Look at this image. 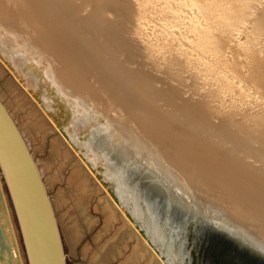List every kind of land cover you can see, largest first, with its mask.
<instances>
[{"label": "bare ground", "instance_id": "1", "mask_svg": "<svg viewBox=\"0 0 264 264\" xmlns=\"http://www.w3.org/2000/svg\"><path fill=\"white\" fill-rule=\"evenodd\" d=\"M257 1L262 3L259 7H263L262 0H0V61L4 65L3 68L0 65V73L7 69L20 84L12 90L13 102L5 104L1 97L0 101L21 134L45 189L47 185L43 181V175L50 166L45 163L39 166V162L35 161L29 148L31 140L28 139L25 122L32 125L37 134L42 132L43 135L46 134V125H51L50 128L57 133L51 142V150L58 155L63 153L66 159L69 150L63 152V147L60 149V145L66 143L94 177L98 186L94 188L98 191L105 190L107 195L104 197L103 211L106 225L117 217L120 210L123 225L131 227L137 236L143 238L153 255L160 257L165 264L186 262L149 206L156 194L174 201L187 212L202 215L216 225H221L240 244L264 258V153L261 157L254 154L260 158L251 160L252 162L246 161L247 158L237 156L230 149L217 147V143L209 139L213 135L209 131L211 129L206 130L209 123H215V127L217 123L227 122L229 128H226V123L223 126L226 131L222 126H217L223 130L221 134L224 131L226 134L229 130L231 133V129L237 130L239 140L236 145H252L253 150L257 145L254 152L264 149V103H259L263 108L260 107L257 111L255 106H250L253 101L249 104L258 91L264 94L260 92L264 91V84L257 92L255 89L254 97L253 90L251 95L249 91L246 92L252 96L249 97L250 100L248 95L245 96L248 98L245 101L249 107L248 104L247 107L241 105V97L246 93L242 92L244 94L241 96L240 92L241 87H248L256 80V76L263 81V74L260 77L257 75L260 72L257 71L264 69V60L261 56L263 62L259 61L257 64L254 60L256 65L254 63L248 68H245L248 64L245 65L244 68L248 69H244L246 73L236 76L234 67L240 61L236 62L238 64L233 63L236 50L239 57L241 54L247 56L253 53L250 55L252 57L256 53H264V41L261 39L264 37V28L260 29L264 24V8L260 13L257 7L260 3L255 5ZM185 3L194 5L196 12L189 9L190 5H187L188 9L184 7ZM183 7L192 12V20L199 21L200 30L198 29L195 38L190 36L192 41L194 39L192 44L196 45L185 46L183 48L186 50L181 48L184 52L179 50L180 53L175 50L182 45L173 50L177 45L174 41L173 46L170 41L174 37L179 39L189 32L194 33L193 24L196 23L189 19V15L185 17L192 22L185 23L186 18L182 14L183 22L178 24L182 22L189 28L187 26L186 32H180V28L185 27L181 24L182 27L178 28L180 33L176 32L179 37L169 35L172 30L169 26L173 22L175 24L174 19H178L180 13L184 12ZM172 8L176 11L174 19L171 16L174 15L173 12L170 13ZM152 10H155L157 19L165 22L164 25L170 23L169 26L165 25L170 29L166 27L164 33L168 32V36L172 38H166L172 44V49L162 39L167 34H162L160 29L155 28L153 30L159 31L162 36L152 32V22L156 18L151 15H154ZM155 22L157 25L159 21ZM241 27L247 29L242 35L239 33L241 41L237 40L236 43L240 42L236 45L232 42L235 38L232 41L230 39L239 35L237 32H241ZM190 33L188 37L192 34ZM188 37L187 40L184 37L183 41H188ZM208 37L217 45L230 46V41L231 44L235 43L236 53L229 54L232 48H227L229 53H225L234 59L229 56L232 61H220L218 58L222 56H216L217 49L212 50L213 53L210 51L215 45H207L209 40L212 43L210 38L206 41ZM202 38L205 41L200 42ZM190 42L187 44L191 46ZM199 42H205L206 45L204 43V46H200ZM197 45L199 49L210 46V52L207 49V52L201 50L208 53L210 58L214 57V53L218 57L217 60L212 58V61L207 56L200 59V54H204L200 53L201 50H197V57L201 56L199 59L191 54L196 61L207 59L203 62H212L213 73L205 67L206 72L209 70L207 73H211L207 74L208 77L211 76L209 80L205 79L207 75L202 74L205 71L199 66L203 62L200 61L198 65L195 59L186 56L185 51L192 48L196 53ZM235 45L232 46L234 49ZM244 56H241L244 60L240 57L241 63L243 61L246 64L248 56L246 59ZM186 57L189 58L188 63L185 61ZM250 60L252 61L251 58L246 61ZM217 68L221 74L224 69L226 75L229 72L228 77L240 79L236 83L234 78H231L232 81L229 79L235 83L231 84L232 87L239 82L243 85L235 87L240 88L236 93L233 92L236 90L234 87L233 91H229L235 95L228 97L231 101L232 98L235 99L230 104L224 98V94L229 92L225 91L228 92L226 94L223 88L224 83L231 82H224L225 76H219V71L217 75L214 74ZM239 68L236 73L242 71ZM251 73L256 76L251 77ZM261 82H254L253 87L255 83ZM217 88L220 90L218 95L215 91ZM179 98L184 102L188 100L189 104L181 106L178 112L174 101H180ZM261 98L264 99L263 96ZM256 99L257 101L252 100L259 102V98ZM238 101H241L240 104ZM259 104L258 107L261 106ZM8 106L12 107L13 112ZM173 108L177 115L173 114ZM206 110L210 114L207 116L211 117L209 123L206 121L207 117L206 122L203 119L199 121ZM20 111L25 114L24 119L21 118L22 127L15 120ZM191 117L197 118L193 121L195 124L197 122L199 129L201 125L202 130H197L196 125H192L194 122L190 121ZM221 134L217 135V141H221ZM225 134V138L229 136ZM236 137L234 136L235 140ZM225 138L223 137L224 141ZM232 140L223 143H231ZM168 164L176 171L170 169ZM56 177L57 175L52 178ZM50 178L47 177V181ZM89 180L87 172L80 165L67 178V184L76 193L79 204L88 190H91ZM219 187L223 190V195L216 197L214 188ZM218 199L224 205H220ZM50 203L54 213L51 200ZM207 213H212L213 218L207 217ZM217 217L225 223L214 219ZM19 235L15 214L0 171V264L25 263L22 260L23 248L21 256L17 245Z\"/></svg>", "mask_w": 264, "mask_h": 264}, {"label": "rangeland", "instance_id": "2", "mask_svg": "<svg viewBox=\"0 0 264 264\" xmlns=\"http://www.w3.org/2000/svg\"><path fill=\"white\" fill-rule=\"evenodd\" d=\"M187 1V0H186ZM191 1V0H190ZM193 1V0H192ZM195 1V0H194ZM262 1H264V0H262ZM258 3H260V5H257ZM186 4V6H184V7H187V5H190V4H187V3H185ZM184 4V5H185ZM255 5H257V7H259V6H262V3L259 1H257L256 2V4ZM183 7V8H184ZM192 7V8H191ZM182 8V9H183ZM260 8V9H259ZM258 8V10L260 11V13L262 12V8H264V2H263V7H259ZM174 8H172L170 11V13L172 14V12H173V14L174 13H176V11H175V9H174V11H172ZM185 9V10H184ZM183 9V11L184 12H181L180 14H181V16L178 18V19H174L175 18V14L174 15H171L172 17H173V19H174V21L176 20L177 21V23H176V21H175V24H174V22H173V25H172V23H171V25L173 26V27H175V26H177V27H175V28H173L171 25L169 26V24H165V25H168L172 30H171V32H169V33H171V34H169L168 32V34L170 35V36H172V37H174V36H178L179 37V34L178 33H180V32H186V30H187V28H189V26L187 25V24H189V22L192 20L191 19V17L190 16H192L193 14H192V12H196V8H194V5L192 6V5H190V7H189V9L192 11H187L186 10V8H184ZM187 9H188V7H187ZM158 12H159V9H156ZM193 10H195V11H193ZM264 10V9H263ZM156 11V12H157ZM189 12V13H187V12ZM152 12L154 13L155 12V10L153 11L152 10ZM40 13V12H39ZM186 13H187V15H186ZM182 14H184L183 16H184V18H186V20L184 21L185 23L187 22V24L185 25L184 23L182 24V22H183V16H182ZM192 14V15H191ZM263 14V16L262 17H264V12L262 13ZM261 14V15H262ZM151 15L152 16H155L156 18H155V21L157 20V21H159V22H157L158 24L157 25H155L156 24V22L154 21V23L152 22V24H153V27L151 26V29L153 30V28H155L156 30L157 29H160V32L163 34L164 33V30L166 29V27H165V25L163 24V23H165V22H162L161 20H159V19H157V17L158 16H156V14L154 13V15L151 13ZM157 15H158V13H157ZM189 15V16H188ZM170 16V17H171ZM185 16H188L189 17V19H191V20H187V18L188 17H185ZM181 19V20H180ZM259 19H262L263 20V18H259ZM179 20V21H178ZM261 20V23L264 21H262ZM180 21H182L180 24H178ZM193 21V23H194V21L196 22V23H194L193 25H195V28H196V26H198L197 27V29L195 30V28H193L194 29V33H190L191 35H189V37L187 36L189 33H188V31H187V35L186 36H184V37H186V38H184V37H182L181 38V36L179 37V39H176L177 37H174L173 38V40H172V38H170L169 36H168V34L167 33H164V34H167V35H165V36H163V41L164 42H166L165 44L166 45H169L168 46V48L170 47L171 49H172V47L174 46V41H175V45H177V46H175V47H173L174 49L173 50H175L176 49V47H180L181 45H182V47H180L178 50L176 49L175 51H179V50H181V52H184V51H182V49L183 50H186L185 48V46H189V47H194L195 45L194 44H192L193 43V41H194V39H193V41H192V37L193 38H195V34H198V32L197 31H199L200 29V26H199V21H196V20H192ZM191 21V22H192ZM168 23V22H167ZM264 23V22H263ZM262 23V24H263ZM163 24V26L161 27V25ZM178 24V25H177ZM181 24H182V26H185L184 27V29H182L183 27L181 26ZM192 24V23H191ZM197 24V25H196ZM202 24V23H201ZM261 24V25H262ZM156 27H155V26ZM192 25V26H193ZM158 26H160V28L158 27ZM179 26V27H178ZM188 26V27H187ZM264 24L262 25V28L260 27V29H263L264 27ZM163 27H165L164 29H163ZM169 27H167L168 29H170ZM180 27H182V28H180ZM187 27V28H186ZM194 27V26H193ZM161 28L163 29V31H161ZM178 28H180L181 29V31H180V29H178ZM243 28V29H242ZM153 30L152 32H154V33H156L157 35L160 33L159 31H156V30ZM167 29V30H168ZM173 29H175V30H173ZM199 29V30H198ZM241 32H237L238 34L239 33H241V35L246 31L245 29H247V28H245V27H241ZM166 30V31H167ZM178 30L180 31V32H178ZM184 30V31H183ZM245 30V31H244ZM170 31V30H169ZM158 32V33H157ZM176 32H178V33H176ZM197 32V33H196ZM160 33V34H161ZM175 33V34H174ZM236 33V35H238ZM155 34V35H156ZM159 34V35H160ZM162 34H161V36H162ZM174 34V35H173ZM177 34V35H176ZM156 35V36H157ZM233 35H235V34H233ZM241 35L239 34L238 36H240V38H238V36H232L233 38H231L230 40L232 41V39H234L235 38V40H233L232 42H235L236 43V41L237 40H240L241 41ZM167 36V37H166ZM190 36H192V37H190ZM165 37V38H164ZM187 37H188V41H183V38L184 39H186L187 40ZM211 37V36H210ZM210 37H208V38H206V41L208 42V40H209V38ZM263 37V36H262ZM166 38H170L169 40H172V41H170L172 44H173V46H171L172 44L171 43H169L168 41H167V39ZM182 40H181V39ZM238 38V39H237ZM166 39V40H165ZM211 39V44H210V40H209V43L207 44V45H210L211 47H212V44H213V42L214 41H212L213 39L212 38H210ZM261 39H263V41H264V37L263 38H261ZM179 41V42H177V41ZM180 40H181V42L183 43H181L180 42ZM203 40L205 41V38H202V40H200V42H203ZM190 41H192V42H190ZM231 41H230V46H224V44H222V45H217V43L215 42L213 45H215V46H213L212 48H211V50H210V46H205V48L203 47L204 46V43H201L200 44V42L198 43V45H203L202 47L203 48H200L199 49V46L197 47H195L196 48V53L194 52V50L195 49H193L192 48V50L191 49H189L188 50V48L189 47H187V52L185 51V53H187L186 54V56L188 55L189 57L191 56L193 59H195V62L199 65L200 63H202L203 61H205V60H207V59H204L203 61H199V60H197L196 61V58L195 57H197L198 56V52H197V50H201V49H203V51H205V52H207V50H208V52H212L213 53V51L212 50H216L217 49V53H216V56L217 55H220V57L221 58H218V57H216L215 56V53H214V57L212 56V53H209V54H211V58L209 57V55H208V53H205V52H203L202 50L200 51V53H204V54H200L201 56H199V57H201L200 59H203L204 57L205 58H209L208 60L209 61H212V58H214L213 60H217V58L218 59H220V61H221V59L223 60V59H225L226 61H229V59L231 60V56L230 55H228V56H226V54H228L229 53V51L227 50V48L229 49V48H232V50L234 49L232 46L233 45H235V43L232 45L231 44ZM239 41V42H240ZM262 41V40H261ZM262 41V42H263ZM168 42V43H167ZM177 42V43H176ZM189 42H190V44H191V46L190 45H188L189 44ZM239 42H237V43H239ZM188 43V44H187ZM237 43H236V45H237ZM171 44V45H170ZM180 44V45H179ZM185 44V45H184ZM187 44V45H186ZM179 45V46H178ZM193 45V46H192ZM205 45H206V43H205ZM236 45H235V49L233 50V52L234 53H232L231 51V49H230V53L229 54H232V55H234L236 52V54H235V60L233 61V63L235 62V64H238V63H236L238 60L240 61V63L238 64V65H236L235 67H234V69H236V71H234V73H235V76H236V74H240V73H246L245 71H244V69L245 68H248L249 67V65H252V64H254L255 62L258 64V62L259 61H262V60H264V53L262 54L261 52H259V53H256V54H254V55H252V57L250 56L251 54H253V53H251L249 56H248V58H247V56H244L243 54H241V52H239L241 55H240V57L241 56H244V58L246 59V60H248V59H252V61L250 62V61H246L245 60V62H246V64L242 61V63H241V58L238 56L239 54H238V51L236 50ZM216 46H218V47H216ZM262 46H264V42H263V44H262ZM183 47H185V48H183ZM208 47V48H207ZM214 47H216V48H214ZM220 47H221V50H220ZM222 47H223V49H222ZM182 48V49H181ZM205 49H207V50H205ZM218 49H219V51H218ZM226 49V50H225ZM163 50H165L164 48H163ZM210 50V51H209ZM225 50V52H223ZM235 50H236V52H235ZM162 51V50H161ZM189 51H191V52H189ZM193 51V52H192ZM228 51V52H227ZM180 52V51H179ZM180 52V53H181ZM215 52V51H214ZM218 52H220V53H218ZM193 53V55H195V57L193 56V55H191ZM195 53V54H194ZM223 53H224V56H225V58H224V56H223ZM226 53V54H225ZM261 53V54H260ZM190 54V55H189ZM206 54V55H205ZM222 54V55H221ZM238 54V55H237ZM260 54V56H258ZM204 55V56H203ZM238 56V58H237V56ZM255 55H257V57L255 56ZM183 56L185 57V54H183ZM207 56V57H206ZM231 58H230V57ZM261 56H262V58H261ZM199 57H197L198 59H199ZM227 57H229V58H227ZM260 57V58H259ZM192 58H190V59H192ZM234 58H232V59H234ZM236 58H237V60H236ZM188 57H186V59H185V61H187V63H188ZM243 59V58H242ZM257 59H260V60H257ZM262 59V60H261ZM224 60V61H225ZM244 60V59H243ZM254 60H256L255 62H253ZM219 61V60H218ZM225 61V62H226ZM232 61V60H231ZM238 61V62H239ZM200 62V63H199ZM250 62V63H249ZM263 62V61H262ZM203 63H206V64H203ZM202 64H200L199 66H200V68H202L203 69V71H205V73L204 72H202V74L203 75H207L208 73V71L210 70V71H212V73H213V67H211L212 66V62L211 63H208V61L207 62H203ZM207 63H208V65H207ZM256 63H255V65H256ZM261 63V62H260ZM234 64V65H235ZM244 66H243V65ZM248 64V66H246L245 67V65H247ZM0 65H1V67L3 68L4 67V65L1 63V61H0ZM3 65V66H2ZM205 65V66H204ZM242 65V68L240 67ZM202 66V67H201ZM208 66L209 67H211V68H208ZM241 68V70H240V68ZM253 66V65H252ZM205 67L207 68V69H209V70H207V72H206V69H205ZM245 67V68H244ZM238 68H239V70L241 71V72H239V73H236V72H238ZM251 68V67H250ZM249 68V69H250ZM212 69V70H211ZM216 69V68H215ZM233 69V70H234ZM220 69H218L217 68V70L214 72V74H216L218 71H219ZM245 70H248V69H245ZM263 70V71H262ZM221 71H223V73L221 74L220 73V71H219V73L220 74H218L219 76H221L222 77V75H224L225 76V78H223V80H224V82L226 81H228L229 79L232 81V79L234 78L235 80H233L234 82L236 81V82H238V81H240V79H238V80H236L237 78H235L234 76H230V77H228L229 75H228V73H227V75L225 74L226 72H224V69L223 70H221ZM257 71V70H256ZM256 71H255V73H256ZM260 72V73H259ZM263 72V73H262ZM248 73H249V71H248ZM257 73H259V74H257L258 76L260 75V77L262 76V74H263V77H261V78H263V81L261 82V80L262 79H259L257 76H256V74L254 75V73L252 74L251 73V77H255L256 76V80H254V78H253V80H254V82H256V81H258L259 83L261 82V84H259V83H255L256 85L254 86V87H256V88H254L253 87V85H254V82L252 81V78H251V81H252V83H250V85L248 86V87H250L249 89H248V87H246V88H244V87H241V90H240V88H235V87H237V85H239L240 84V82L239 83H237L236 84V86L234 87L236 90L235 91H233L234 89H233V87H232V85L231 84H233V82H231L230 80V84H228L229 82H227V84L226 83H224L225 85V87L224 86H221V87H224L223 89H224V91L223 92H225V91H230L231 89V91H233V92H235L236 93V91L238 90H240V92L242 93V92H244V93H246L247 91H249V93H250V95H251V93H252V90H253V93H252V96L254 97V95L253 94H255V92H257V90L259 89H261V87L263 86L262 84H264V69H261V71H257ZM216 74V75H217ZM208 75H211V73L209 72V74ZM208 75L206 76V77H208ZM231 75V74H230ZM228 78H227V77ZM204 77V76H203ZM205 77V79H207V80H209L210 79V77L211 76H209L208 78H206ZM237 77H238V75H237ZM232 78V79H231ZM11 79L13 80L12 82L14 83L15 82V84L13 85L12 84V82H11ZM226 79V80H225ZM260 81H259V80ZM207 82L208 81H206V84H207ZM235 82V83H236ZM234 83V84H235ZM233 84V85H234ZM20 86V84H19V82H17L16 81V79L15 78H13V76L10 74V72L9 71H7V69H3V73L1 74L0 73V97L2 98V100H3V102L5 103V104H7L8 102H13L14 101V95L12 94L13 92H12V90L14 89V86ZM156 85H158V84H156ZM155 85V87H159L160 86V84H159V86H156ZM228 85V86H227ZM257 85H258V88H257ZM259 85H260V87H259ZM11 86V87H10ZM231 87V88H228V87ZM240 86H243L242 84H240L238 87H240ZM245 86V85H244ZM227 87V89L225 90V88ZM264 87V86H263ZM262 87V88H263ZM216 88V87H215ZM244 90H246V91H244ZM252 88V89H251ZM218 89V88H217ZM217 89L215 90L216 91V93L217 92H219L220 90L218 89V91H217ZM223 89H221V90H223ZM255 89H256V91H255ZM237 91V92H238ZM255 91V92H254ZM11 92V93H10ZM227 92V93H228ZM233 92L231 93V92H229L227 95H225L224 94V98H225V100L227 101L228 100V102H229V104H230V102H233L235 99L234 98H232V100L233 101H231V99H229V98H231V97H234L235 95L233 94ZM260 92H263L264 93V91H260ZM244 93H242V95L241 96H243V94ZM232 94V95H231ZM259 94H261V95H259ZM217 95H218V93H217ZM246 95H248V98L249 97H252V96H249V94L248 93H246V94H244V96H243V98L241 97V96H239V99H240V97H241V99H242V101L244 102H241V101H238L239 102V104H240V102H241V105H243L244 107L248 104V103H246V101L245 100H247L248 98H245V96ZM257 95H259V96H257ZM256 97L255 98H252V99H254L255 101H257V97L260 99V97L261 96H263L264 97V94L262 95V93H259V91H258V94H256L255 95ZM229 97V98H228ZM226 98H228V99H226ZM245 98V99H244ZM180 99V98H179ZM251 98H249V100H250ZM250 100L249 101V104H250V102H252L253 101V104H255V105H253L252 103V105H250V106H252L251 108H253L254 106V109L257 111V109L259 110V108L260 107H262L263 108V103H264V99H260L261 100V102H260V100L258 99V101L259 102H255L254 100ZM236 100H238V99H236ZM180 102V103H179ZM186 102V103H185ZM183 101V100H181L180 99V101L177 99L176 101H174V103H175V108H176V110L178 111V109H181L183 106H186V105H188L189 104V101L187 100V101ZM248 102V101H247ZM255 102V103H254ZM171 103V102H170ZM182 103V104H181ZM246 103V104H245ZM259 103H262V105L261 104H259ZM249 104L247 105L248 107H249ZM257 104H259V105H261V106H259L258 107V105ZM241 105H240V108L241 109H243L242 107H241ZM182 106V107H181ZM246 106V107H247ZM257 106V107H256ZM9 107V106H8ZM174 107V106H173ZM10 108V111H12L13 112V110L11 109L12 107L10 106L9 107ZM225 108V107H224ZM226 108H227V106H226ZM225 108V109H226ZM174 109V108H173ZM254 109H253V111H254ZM261 109V108H260ZM176 110L174 109V113H173V111H172V113L174 114V115H177L178 113L176 112ZM171 111V110H170ZM261 111V110H260ZM179 112V111H178ZM204 112H206V113H204ZM203 112V114L201 115V118L199 119V121L200 120H202L203 119V121H205L207 118V120L206 121H208V120H210L211 119V117L210 116H207V114H209V113H207L208 112V110H206V111H204ZM224 112V111H223ZM255 112V111H254ZM123 114V113H122ZM124 115H125V113H124ZM203 115H206L205 117L203 116ZM210 115V114H209ZM17 116V117H16ZM15 116V120H16V122L19 124V126H21L22 127V125H20V123L22 122L21 121V118L22 119H24V117H25V114L22 112V111H20L19 113H18V115H16ZM207 117V118H206ZM210 118V119H209ZM197 118H190V121L193 123L194 122V124H192V125H196L195 126V128H197V130H202V127H201V125H200V129H199V125L197 126V122H196V124H195V121H193V120H196ZM213 120V119H212ZM211 120V121H212ZM198 121V124L200 123ZM205 121V122H206ZM210 121V122H211ZM202 122V121H201ZM212 122H214V121H212ZM215 122H218L217 120L215 121ZM225 122V121H224ZM207 123H209V121L207 122ZM223 122H221V124H222ZM226 124H227V122H225ZM225 123H223L222 125L221 124H218L220 127L222 126H226L225 125ZM22 124V123H21ZM25 124V127H26V129H27V132H28V136H29V138L28 139H30L31 141H30V143H29V145H30V149H31V152L33 153V157H34V159H35V161L36 162H39V166H40V164L41 163H45V164H47L48 166H50V169L47 171V172H44V175H43V181L46 183V185H47V187H46V189H47V194H48V196H49V198H50V200L52 201V204H53V208H54V214H55V218H56V221H57V225H58V228H59V232H60V236H61V240H62V245H63V250H64V254H65V257H66V264H165L162 260H161V258L160 257H158L157 255H153V252H152V250H150V248L149 247H147L146 246V244H145V241L143 240V238H141L140 236H137V233L135 232H133V230L131 229V227H127V226H124L123 225V222H122V212L120 211V210H118V212H117V217L116 218H114V220H112V221H110L107 225H106V223H105V211H103V206H104V204H105V199H104V197L107 195L106 194V192H105V190L103 189H101V191H98L97 190V188H94V187H98L97 186V184L95 183V181H94V177L92 176V174L85 168V166H84V164L81 162V160L79 159V157L77 156V154L73 151V150H71V148L66 144V143H63V145L61 144L60 145V149L62 148V151L64 152L66 149H68L69 150V156H68V158H64V156H63V153H61V155H58L56 152H54V151H52L51 150V142L53 141V139L54 138H56L55 137V135L57 136V133L55 134V130L53 131L50 127H51V125L50 124H47L46 125V127H47V130H46V134L45 135H43V133L41 132V133H39V134H37L35 131H34V128L32 127V125H30L29 123H27V122H25L24 123ZM210 124V123H209ZM208 124V127H206V130L208 129L209 130V128L211 129V130H209V131H211V134H213V135H211V136H209V139L212 141V142H216L217 144V147H220V148H226V149H230V152H232V153H235L237 156H239V157H242L243 159H245V158H247V159H245L246 161H250V162H252L251 160H255L256 158L258 159V158H260L261 157V155L264 153L263 152V148L262 149H260L261 151H256V152H254L255 151V149L258 147L257 145H255V148H254V150H253V147L254 146H252V145H248V147H245V146H241L240 145V147H239V145H236V143L238 142V140H239V135H237L238 134V131L237 130H234V129H231V133H230V130L229 131H227L226 132V134H225V131H226V129H225V127H223V129H225V131H224V134L226 135V136H228L227 134H229V136L228 137H230V135H231V137L230 138H228V137H226L225 138V136H223L224 134H221L220 132L221 131H223V130H220L221 128L219 127V126H217V124H216V126L214 127V124L215 123H211L210 125ZM207 126V125H206ZM210 126H213L212 128L210 127ZM227 126H228V124H227ZM217 127V128H216ZM220 128V129H219ZM226 128H229V126L228 127H226ZM52 130V131H51ZM193 130V129H192ZM207 130V131H208ZM215 130H216V132L218 133H216L215 132ZM234 130V131H233ZM194 131V130H193ZM235 132H237V133H235ZM219 135V134H221L220 136H219V138L222 136V138L220 139L221 141H217V139H218V136L216 135ZM235 134V135H234ZM26 135V136H27ZM43 135V136H42ZM234 136L236 137V140H235V138H234ZM217 137V138H216ZM223 137L226 139L225 141H227V140H229V139H234V140H232V142L231 143H228V142H226V144L225 143H223ZM215 138V139H214ZM228 138V139H227ZM51 140V141H50ZM223 140V141H222ZM224 141V142H225ZM223 143V144H222ZM238 144V143H237ZM231 147H230V146ZM234 148H233V147ZM250 146V147H249ZM237 149H239L241 152L240 153H238L237 151H239V150H237ZM245 149V150H244ZM243 150V151H242ZM245 151V152H244ZM252 151V152H251ZM245 154H244V153ZM248 153V154H247ZM251 153H253V156H252V154ZM257 153V154H256ZM254 154H256L257 156H260V157H257V156H255ZM246 155V156H245ZM264 155V154H263ZM245 156V157H244ZM248 156H250L252 159H250V157L248 158ZM255 156V157H254ZM167 163V162H166ZM78 165H80L82 168H83V170L85 171V172H87V174H88V177H89V182H90V185H91V190L89 191L88 190V193H87V195H85L84 197H83V199H82V201H81V204H79L78 203V201H77V199H76V193L74 192V190L73 189H71V187H69L68 186V184H67V178L69 177V175H70V173H71V171L72 170H74V169H77L78 168ZM169 165V164H168ZM170 169H172L173 171H176L171 165H169L168 166ZM57 175V177H56V179H53L52 177L53 176H56ZM179 175V174H178ZM47 177L49 178V177H51L50 178V180L49 181H47ZM53 179V180H52ZM47 181V182H46ZM93 181V182H92ZM92 183V184H91ZM92 185H93V187H92ZM93 188H94V190H93ZM220 188V187H219ZM214 188L215 189V194H216V197H217V195L219 196H222L223 195V190L220 188ZM93 190V191H92ZM97 190V191H96ZM219 198V197H218ZM219 203H220V205H224V203L221 201V199L219 200H217ZM208 214V213H207ZM209 215V216H208ZM207 215V217H212L213 218V214L212 213H210V214H208ZM161 217L162 218H160V219H163V215H161ZM166 218H167V216H166ZM116 219V220H115ZM215 220L217 219V220H221L222 222H224L225 223V221H223L221 218L219 219L218 217L217 218H214ZM163 221H165V223H166V228H167V230H168V234H169V236H170V238H171V241H173V244L176 246V248L177 249H179L180 251H181V253H186L187 255H190L188 252H189V250H190V248H192V246H193V238L191 237V240H188L187 238H188V234H187V230H186V228H185V225H183V224H178V228L176 227V225L174 224L177 220L176 219H172L171 218V220L170 221H168V218L167 219H163ZM133 233H134V235H133ZM191 235H195V238H196V242H195V248H194V255L195 256H193V257H188V259L190 258V260L189 261H192L194 264H237V263H234L232 260L230 261V260H227V262H225V260H223V254H224V252H221V253H218V252H216V248H215V246L214 245H212V242L210 243H208V238L207 237H203V235L201 236V233L200 234H197V232L196 231H193L192 233H191ZM138 237V238H137ZM201 237V238H200ZM206 239V240H205ZM202 240H203V243L201 244V242H202ZM17 245H18V248H19V250H20V253H21V256H22V246H21V242H20V240L17 238ZM199 245H201V247H199ZM223 248V247H222ZM216 256V257H215ZM203 258V259H202ZM200 259H201V263H200ZM22 260H23V263L25 262L24 261V259H23V256H22ZM25 264V263H24ZM241 264H248L247 262H243V263H241ZM250 264V263H249Z\"/></svg>", "mask_w": 264, "mask_h": 264}, {"label": "water", "instance_id": "3", "mask_svg": "<svg viewBox=\"0 0 264 264\" xmlns=\"http://www.w3.org/2000/svg\"><path fill=\"white\" fill-rule=\"evenodd\" d=\"M0 171L18 225L25 263L66 264L62 240L49 196L21 134L1 101ZM152 198V203L149 206L153 210L155 218L158 217L162 223L165 231L168 232L163 219L168 218L170 221L171 218H174L177 220L174 223L177 228L178 224L185 225L187 239L191 240V237L194 239L193 246L188 252L190 255L181 253L186 264H194L189 261L190 258L188 259L190 256H195L196 238L195 235H191L193 231L207 237L208 243L212 242L216 252H224L222 257L225 262L232 260L237 264L243 262L264 264L263 257L240 244L233 234L226 231L221 225H216L202 215L185 211L179 204L165 199L162 195L156 194ZM161 215H163V219H160ZM1 252L0 243V261L2 259Z\"/></svg>", "mask_w": 264, "mask_h": 264}]
</instances>
